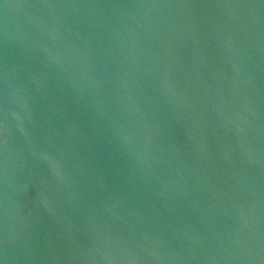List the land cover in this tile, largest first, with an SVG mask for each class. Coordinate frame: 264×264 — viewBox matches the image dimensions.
I'll use <instances>...</instances> for the list:
<instances>
[{"label":"water","instance_id":"water-1","mask_svg":"<svg viewBox=\"0 0 264 264\" xmlns=\"http://www.w3.org/2000/svg\"><path fill=\"white\" fill-rule=\"evenodd\" d=\"M0 264H264V0H0Z\"/></svg>","mask_w":264,"mask_h":264}]
</instances>
